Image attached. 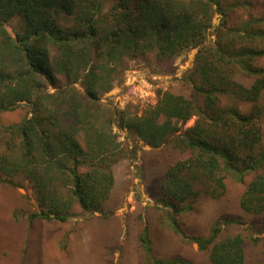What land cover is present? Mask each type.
Returning a JSON list of instances; mask_svg holds the SVG:
<instances>
[{"label": "trees", "instance_id": "trees-1", "mask_svg": "<svg viewBox=\"0 0 264 264\" xmlns=\"http://www.w3.org/2000/svg\"><path fill=\"white\" fill-rule=\"evenodd\" d=\"M221 1L0 0V115L21 105L29 109L17 124L0 123V181L28 182L39 208L30 220L64 223L74 205L106 216L112 168L125 158L114 129L153 149L172 144L187 154L161 182L158 202L168 217L189 210L201 193H222L227 176L244 186L240 206L246 212H264V152H255L264 71L248 65L264 57V50L250 45L264 32L244 23L242 31L228 30L226 41L204 46L214 14L226 25ZM13 18L22 26L11 35L6 25ZM238 33L249 45L239 46ZM187 48H198L189 98L158 90L156 103L141 114L100 107L99 94L112 89L127 60H170ZM238 73L254 82L242 85L235 81ZM230 98L235 105L249 103L250 112L230 108ZM193 117L194 124L181 131ZM170 224L177 230L175 220ZM218 225L209 237L190 241L201 251L209 248L210 264H244L242 239L217 242ZM138 240L153 261L146 227ZM153 264L190 263L174 258Z\"/></svg>", "mask_w": 264, "mask_h": 264}, {"label": "rangeland", "instance_id": "rangeland-1", "mask_svg": "<svg viewBox=\"0 0 264 264\" xmlns=\"http://www.w3.org/2000/svg\"><path fill=\"white\" fill-rule=\"evenodd\" d=\"M221 6L228 14L226 25L222 26V17L214 14L204 46H215L220 37L226 41L232 37L227 35L228 30L242 31L244 23L252 24L249 29L258 34L264 32V0H222ZM109 7L110 3H105L102 13ZM21 26L20 19L13 18L6 28L13 35ZM242 34L238 33L239 46L249 45ZM250 45L264 50V39ZM197 54L198 48H187L170 60L157 61L153 55L145 60H127L112 89L99 94L100 107L141 114L156 103L158 90L189 98L190 75ZM248 65L253 70L264 71V57L251 60ZM235 81L249 87L254 76L238 73ZM227 104L232 109L237 107L244 115L250 112L249 103L235 105V100L230 98ZM259 104L264 105V94ZM28 112L21 105L1 114L0 123L17 124L29 116ZM195 119L191 118L181 131L191 127ZM260 125L261 143L255 152L262 154L264 116ZM114 131L125 158L112 168L114 184L103 204L106 216L84 212L74 205L71 217L64 223L39 217L30 220L29 216L37 214L39 208L28 182L20 177H15L12 185L0 181V264H153L154 259L174 258L190 264H210L209 248L199 250L190 238L209 237L215 223H219L217 242L239 236L244 264H264V212L248 213L240 206L242 184L227 176L222 193H201L189 210L177 215L170 213L168 217L169 209L158 202L161 182L166 171L187 154L172 144L153 149L125 131ZM170 218L175 220L177 230L171 226ZM228 220L237 223H226ZM145 227L152 244L153 261L147 259L138 240Z\"/></svg>", "mask_w": 264, "mask_h": 264}]
</instances>
